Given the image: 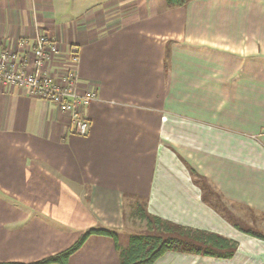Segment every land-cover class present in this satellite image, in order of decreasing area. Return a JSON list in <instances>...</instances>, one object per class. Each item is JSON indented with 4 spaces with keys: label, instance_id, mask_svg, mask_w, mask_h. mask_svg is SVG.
<instances>
[{
    "label": "crops",
    "instance_id": "1",
    "mask_svg": "<svg viewBox=\"0 0 264 264\" xmlns=\"http://www.w3.org/2000/svg\"><path fill=\"white\" fill-rule=\"evenodd\" d=\"M60 3L0 0V46L38 30L64 54L76 46L78 80L97 92L79 136L53 104L0 86V263L38 261L99 226L124 248L125 208L145 203L238 242L230 259L168 251L154 264H264V241L206 205L185 164L264 213V0H106L75 20ZM69 264H119L118 252L93 235Z\"/></svg>",
    "mask_w": 264,
    "mask_h": 264
},
{
    "label": "trees",
    "instance_id": "2",
    "mask_svg": "<svg viewBox=\"0 0 264 264\" xmlns=\"http://www.w3.org/2000/svg\"><path fill=\"white\" fill-rule=\"evenodd\" d=\"M190 0H165L168 7L184 6ZM185 163V162H184ZM186 167L191 179L201 192L202 201L212 208L221 218L237 231L264 241V233L254 228L243 227L229 208L252 211L253 209L227 200L226 197L206 177L198 174L187 163ZM214 196V198H213ZM231 210V209H230ZM254 211V210H253ZM134 215L145 221L147 229L152 228L165 235L156 234H131L128 245L120 247L116 231L105 227H92L84 231L79 238L68 248L44 257L31 263H0V264H69L70 257L77 252L85 241L93 235L110 238L118 252L119 264H154L164 253L177 251L201 256L230 259L234 256L238 242L221 234L203 229H196L164 220L158 216L147 213L141 204L134 208ZM151 231V230H150Z\"/></svg>",
    "mask_w": 264,
    "mask_h": 264
},
{
    "label": "built area",
    "instance_id": "3",
    "mask_svg": "<svg viewBox=\"0 0 264 264\" xmlns=\"http://www.w3.org/2000/svg\"><path fill=\"white\" fill-rule=\"evenodd\" d=\"M59 57L63 61H56ZM78 62L76 46L64 54L53 38L38 30L32 37L17 39L13 47L0 46V86L24 88L53 104L67 117L73 132L84 136L89 127L85 110L97 92L79 82Z\"/></svg>",
    "mask_w": 264,
    "mask_h": 264
},
{
    "label": "rangeland",
    "instance_id": "4",
    "mask_svg": "<svg viewBox=\"0 0 264 264\" xmlns=\"http://www.w3.org/2000/svg\"><path fill=\"white\" fill-rule=\"evenodd\" d=\"M61 2L57 7L59 11L64 16V19L68 18L75 20L79 15L85 14V12H90L94 8L104 4L106 0H54ZM214 198V196H213ZM142 209L144 210L145 203L141 204ZM137 205L128 204L124 211V231L129 232V234H160L165 235L161 232H157L155 229L148 228L145 221H142L141 218H137L134 215V208L136 209ZM225 207L229 212L232 211L233 215L237 218V222L243 227L254 228L260 232L264 233V213L259 212L255 209L252 211H244L243 209L230 208L225 204ZM249 207V206H248ZM251 208V207H250ZM231 209V210H230ZM151 230V231H150Z\"/></svg>",
    "mask_w": 264,
    "mask_h": 264
}]
</instances>
